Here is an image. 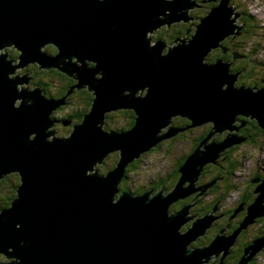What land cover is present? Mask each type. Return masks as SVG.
I'll return each mask as SVG.
<instances>
[{
    "label": "water",
    "instance_id": "1",
    "mask_svg": "<svg viewBox=\"0 0 264 264\" xmlns=\"http://www.w3.org/2000/svg\"><path fill=\"white\" fill-rule=\"evenodd\" d=\"M230 3L221 0L187 42L165 53V42L153 43L148 34L188 22L198 0H0V49L10 45L19 51L18 66L58 69L77 80L73 88L94 95L71 134L58 136L53 113L66 97H47L42 87L20 91L28 73L10 77L18 66L0 53V178L16 171L21 180L11 207L0 209V264L208 263L228 256L241 230L264 216V176L245 180L256 197L241 227L207 246L189 245L211 228L212 217H192L183 230L190 207L171 211L180 199L199 196L195 183L204 166L242 141L208 143L214 133L233 131L240 116L264 128V87H237L240 73L226 61L207 62L212 49L243 28ZM48 44L55 55L39 50ZM117 110L135 113L129 130L106 128L107 112ZM180 117L188 127L173 125ZM205 123L212 131L187 155L172 192H121L129 164L166 139L165 128L170 134ZM114 151L116 166L101 174L97 165ZM263 248L264 237L255 239L238 264Z\"/></svg>",
    "mask_w": 264,
    "mask_h": 264
},
{
    "label": "trees",
    "instance_id": "2",
    "mask_svg": "<svg viewBox=\"0 0 264 264\" xmlns=\"http://www.w3.org/2000/svg\"><path fill=\"white\" fill-rule=\"evenodd\" d=\"M220 1L221 0H216V1H212V3H208L209 7H207V11L204 14L207 16V14H208L207 12L208 11L210 12L212 8L218 6ZM233 1L234 0H231V2H233ZM198 2H199L198 3L199 8H201L200 5L202 6L203 4H205L204 0H198ZM245 19H247V21L248 20L251 21L250 17H247ZM181 25H183V24H181V23L177 24V26H181ZM183 27H184V29L182 32L187 31L188 26L183 25ZM166 31H168L167 26L163 27V30L160 31V35L158 34L156 36L162 37L165 42L166 41L168 42ZM180 31L181 30H179V28H178L175 30V33L180 32ZM242 31L243 30H241L240 33L238 32L237 34L235 33V34L231 35L228 39H226L223 42L224 47L228 51L227 54L225 55V57L227 59H229L230 65L232 63V67L240 68L243 71V74H244L243 78L244 79L240 80L239 82L240 83L245 82L249 86L254 88V86L257 84V82L259 80L257 78L258 76L256 75V73H258V72L256 71V68L254 67V65L257 66V64L252 62L251 58L253 56H251V54H253L254 52H257V51L254 48L255 46L252 47L254 44H252V46H250V45L248 46L247 44H245L243 42L245 40V38H247V37H246V34H245V36L242 35ZM50 50H51V52L55 53L56 49L52 48ZM168 51H169V48H167L164 52L167 53ZM236 56H238L237 59H236ZM259 62H262V60L259 59ZM36 73L38 74L37 75L38 78L41 80V81L39 80L40 84L43 85L42 87L44 88L45 94L47 97H62V96L70 95L68 98H66V100H67L66 105L71 104L70 100L71 101L77 100L76 99L77 97L75 98V96H77L79 94H77L76 89L73 88L74 87L73 86L74 81L70 77H68L67 74L61 72L58 69H50V70H48V69H37ZM263 87H264V83H262V85L256 89H261ZM72 88H73V90L71 91ZM93 96L94 95H92L91 93H89L87 91L85 92V94L80 95L79 96L80 103L79 104L74 103L75 106L72 107V110L68 114H66L65 116L63 115L62 124L64 125V121H69V120H73L74 122H76L78 120V122H81L83 117L91 109L92 102L94 99ZM66 105H63L62 107H60V109L58 108L53 113L55 115V117L53 116V118L55 120L59 121V114L62 115L61 108H63ZM80 115L82 116L81 119H79ZM135 118H136L135 113L132 110H117V111L111 112L107 115L106 128L108 130H111V131L129 130L135 124ZM239 120H241L242 122H246V124L242 127L243 128L242 130L251 129V131H248V133L245 134V136H251V137L247 138L243 144H246L248 146H255L261 142L260 139H264V128L260 127L259 124L257 123V121L252 120L250 118L243 117V116H240ZM175 122H178V124L180 125L181 128H186V126L189 124L190 120L187 121L186 119L180 118V119H175ZM60 126L62 127V125H60ZM212 128H213V125L210 123V125L208 126V129H206L202 133V135L199 136L198 142L194 146V149L197 147L199 141L205 139V137L212 131ZM72 129H73V127L69 126V125L63 126V131L64 130L71 131ZM187 130L188 129H185L184 131H187ZM212 138H214V137H212ZM218 141H220V138ZM159 146H160V144L158 146L154 147L151 151L158 148ZM235 148L238 149V147H235ZM233 152H234L233 148L228 149L225 151V153L220 158H218L216 160V163H209L207 166H205V171L203 172V176H202L203 183L204 182H208V183L213 182V185L208 189L209 191L207 190V192L205 193V195L208 194V196H209L208 200H203V198H202L203 196H200V195H199L200 197L194 198L193 202L199 203V206H196V208H198V213H196V211H193L194 215L195 214L204 215L205 212L207 213L209 210L214 209L215 205H218L219 212L222 209L224 212H226V213L228 212L229 215L235 213L234 206L231 207L230 204H228V202L226 201V199L224 197L226 192L230 191L232 188L237 186L234 184V179H239L236 176V174H238L237 171L241 168V164H240L238 159L233 157ZM142 157H143V155L140 158L135 159L127 167L126 179H124V181H122V184L120 185L121 192H128V193L133 192L132 188L129 186V184L126 183L128 181L127 178L130 176L131 173L137 171L138 167L140 166V163L142 162ZM186 157L187 156H185V158L180 159V162L178 164L177 169L180 167V165L182 163L185 162ZM108 159H105L104 168L106 170L104 172L110 170L109 168H106L107 164H108V161H107ZM117 159H119V155L116 156L115 160L112 163H109L108 166L110 168L116 166V163L118 161ZM259 174H260V177H263V176H261V175H263L262 173H259ZM179 175H180L179 172H177V174L172 178L173 179L172 186H174V184L177 182ZM18 178L19 177H17V174H11V175L7 176L6 178L0 180V193H1V191H2V193L6 192V194L0 198V209L8 208L11 206L12 200L17 195V189L16 188L19 185V182H17ZM157 181H159V180H156L155 183H157ZM150 184H152V182H150ZM162 185L163 184H160L158 187H155V190L159 189ZM151 186H153V185H151ZM144 188L145 187L140 186V187L136 188V191L137 190L142 191ZM254 190H255V188H254ZM252 191H253V188H250L242 196V198H244V197L247 198V201L249 203L254 202L255 197H256V195L254 194V191L253 192ZM220 200H222L221 201L222 203L220 202ZM184 202H186V201H184ZM239 202H240V200H239ZM181 204H183V203L182 202L177 203V207H180ZM173 210L174 209L171 208V211H173ZM236 216L239 218V220H242L246 216V214L243 213L242 211H240L236 214ZM257 222H260L263 224V228L259 229L261 231V233H257V232L254 233L250 227L245 229L244 230V232H246V233H244L245 235L241 233L242 235L237 238V241H236L237 244L234 246V249L236 251H234L233 248L231 249L232 251L236 252V254L233 257L230 255L228 259H232V260H234V262H231V263L228 262L227 264H238L240 262V260L242 259L243 255L246 251V248L248 247V245L251 244V240L257 239L260 236H264V216L256 219L255 223H257ZM230 223H232V222H230ZM189 227H190V224L187 225V228H189ZM235 229H236V227L232 223L231 227H230V231L231 230L234 231ZM230 231H228V232L230 233ZM257 234H259V236H257ZM202 237H203V239L206 238V236H202ZM212 238H213V236L209 240H211ZM201 242H203V241H201ZM210 243L211 242L209 241L208 243H206V244L203 243V244H205L207 246ZM262 250L264 251V248ZM1 258L3 259L2 255L0 256V261H2ZM255 259H256V257H254L247 264H255Z\"/></svg>",
    "mask_w": 264,
    "mask_h": 264
},
{
    "label": "rangeland",
    "instance_id": "3",
    "mask_svg": "<svg viewBox=\"0 0 264 264\" xmlns=\"http://www.w3.org/2000/svg\"><path fill=\"white\" fill-rule=\"evenodd\" d=\"M230 4L233 7L232 11L234 13H237L240 15L238 17L237 21L235 22V24L240 25V26L244 25L242 30H244L245 26H247V27L249 26L250 34H248L246 36L247 38H245V40L243 42L245 44H247L248 46L249 45L252 46V44H254L252 47L255 46L254 48L256 49L257 52H254L253 54H251V56H253L252 62L257 64V66L254 65V67L256 68V71L262 72L263 70L261 71V69H263V68L261 67L260 64L261 63L264 64V0H234ZM206 11H207V8L196 7L194 9H191L189 14H190L191 18L193 17V19H190L188 22H185V25H187L188 28L192 27L191 30L192 29L194 30L196 27V24H198L197 19L201 18L200 16L205 15L204 13ZM247 17H250L251 21L250 20L247 21V19H245ZM232 18L234 20V16H232ZM177 24H179V23H176V27H174L172 29L176 30L179 28V30L183 31L184 27L180 28V27H182V25L177 26ZM173 25H175V24H173ZM172 26H170V27H172ZM163 27H165V26L159 27L155 33L148 34V36L150 37L152 35L155 36V35L160 34V31L163 30ZM183 35L186 37L187 32H184ZM244 36H245V34H244ZM52 48H54L53 45L48 44L47 46L41 47L39 50L41 52L45 53V52H51L50 49H52ZM216 48H218V47H216ZM212 50H214V49H212ZM15 51H16V48H11L10 45H7L6 47L0 49L1 54L3 52L9 53L11 59L14 61V65L18 66L17 65V54H16L17 51L16 52ZM259 59H261L262 62H259ZM33 65L34 64H27V66H18L16 68V73L13 72V73L9 74V76L13 77V78H17L18 75L24 78V76L28 73L29 78H30L29 82L25 81L22 83H18V88L20 91L23 89H27V88L32 87L33 79L35 78L33 76V72H32ZM35 65L40 67V64H35ZM240 76H241V74L239 75V77ZM242 79H244V78H242ZM239 80H240V78H239ZM238 82L239 81H236V83H238ZM83 89H86V88H83ZM76 93L80 94L79 91ZM141 93H142V91H139V95H141ZM69 96L70 95H67L65 97L68 98ZM78 96L79 95L75 96V98L77 97L76 98L77 100H74L75 102L70 100L71 104H68V105L64 106L63 108H61L62 116L63 115L65 116L66 114H68L72 110V107L75 106V104L80 103V99L78 98ZM17 103H20V99L17 100ZM107 113H110V112H107ZM53 116L55 117L54 114H53ZM174 121H175V119H171V122L174 123ZM207 124L208 123L202 124L201 127H199V128L189 127L187 129L192 130V131H182L180 134L177 133L175 136H173L171 138L163 139L160 142V146L158 148L154 149L153 151L144 152L143 157H142V162L140 163V166L138 167L137 171L136 172L132 171L133 173H131L130 176L127 178L128 181L126 180L127 181L126 183L129 184V186L132 188V191L134 192L136 190V188H138L140 186L145 187L143 190H149L151 188L150 186L154 185L156 180L161 181V183L164 182L163 187L171 185V187L173 189V187L176 184L174 186H172L173 179L170 176V174H172V173L174 174V172L176 171V169L178 167V164H179L181 158H183L184 156H187L189 153L191 154L196 148H198V146L202 140L199 141L197 147L194 149V145L196 143V141L194 139L198 138L199 136L202 135V133L204 132L202 127L203 126L205 127ZM170 126H172V123L170 124ZM239 130H235V132L233 130L232 133H234V135H236V136L242 137L243 134H241L239 132ZM163 131H165V134L167 132H169V130L167 128H165ZM56 134L58 136L66 137V136H69L71 134V131H57ZM229 134L230 133H227V136ZM182 136H185V137H182ZM174 137H175V139L173 141H171V139H173ZM213 137L214 138L210 139V143H213L216 139L220 138V136H217V134H215ZM260 141L261 142L255 146H248V145H246V144L244 145L242 143V145H239L238 149H236V148L233 149V151H234L233 157H235L236 159L239 160V162L241 164V168L237 171L238 174H236V176L239 179H234V184L237 186L232 188L230 191L226 192L224 195L226 201L228 202V204H230L231 207L238 204L239 199L242 198L244 193L251 188V185L249 184V182H245V180L252 179L254 177V173H256V172H260V173L264 174V139H260ZM201 150H205V147L202 146ZM217 151H218V149H216L212 155L217 153ZM116 156H117V151L109 153V155H108L109 159L106 158V159H108L107 160L108 164H107L106 168L110 169V167L108 165H109V163H112L115 160ZM104 165H105V163L103 165H100V164L97 165L98 169L100 170V173H104V171L106 170L104 168ZM17 177L20 178V176L18 174H17ZM19 178H18L17 182L20 183ZM199 179H200V177H199ZM150 182H152V184H150ZM209 184H210V182H209ZM209 184H205V185H209ZM161 189H162V187H161ZM135 192H138V191H135ZM5 194H6V192L2 193V191H1L0 198L2 196H4ZM200 196H203L202 198L205 200L209 199L208 194L207 195L204 194V195H200ZM221 201L222 200H220V202ZM189 204L191 205L192 203H189ZM172 208L174 209L173 211L180 210V208L177 207V203H173ZM190 209H191V213L188 212L187 214H185V220L186 221L183 224V230H187L186 225H189L192 222V216L194 215L193 211L196 209L198 210V208H196L195 205H193V204L190 207ZM217 210L212 209V210H209L207 213L205 212V214H209V215L211 214L212 216L222 215V213H223L222 209L220 212H219V208ZM200 216H202V215L198 214L197 217H200ZM237 218L238 217L235 216L234 214H232V216L229 220H226L225 218H220L221 219L220 221L223 223L222 224L223 228L219 231L218 234H220L221 231L223 230V234L228 235L227 231L229 230L228 229L229 228V222L230 221L236 222ZM190 220H191V222H190ZM215 222H216V220H215ZM218 222H219V220H218ZM240 227H241V225H239L238 228H240ZM261 228H263V224H259V223L258 224L255 223L254 225L251 226V229L253 230L254 233H256ZM261 237H264V236H261ZM201 238H202V241L204 243H206L208 238L204 241L203 237L199 235L197 238H195V240L193 242L190 243L189 246H192V247L200 246L199 240ZM254 240H253V242H254ZM255 257H256L255 264H264V251L263 250H260L255 255ZM223 258H224L223 256H221V257H210L208 264L209 263L210 264L211 263L227 264L228 262L229 263L234 262V260L228 259L229 255L226 256L224 259ZM1 260L4 261V258L3 259L1 258ZM204 260H207V259H204ZM199 264H202V263L200 262Z\"/></svg>",
    "mask_w": 264,
    "mask_h": 264
},
{
    "label": "flooded vegetation",
    "instance_id": "4",
    "mask_svg": "<svg viewBox=\"0 0 264 264\" xmlns=\"http://www.w3.org/2000/svg\"><path fill=\"white\" fill-rule=\"evenodd\" d=\"M205 2V4H203L202 6L200 5V7L201 8H207V7H209V5H208V3H212V1H215V0H204ZM207 13H209V11L207 12ZM204 16H206V15H203V16H201V17H204ZM245 23V22H244ZM181 24H183L184 26H185V22H181ZM183 25H182V27H180V28H183ZM187 26V25H186ZM174 27H176V24L175 25H173L172 27H169V26H167V28H168V31H166V33H167V38H168V42L166 41H164L163 40V38L162 37H158V36H154L153 35V37H152V40H153V43L156 41V40H158V39H162L164 42H165V44H166V49L167 48H170V47H174V46H176L177 44H179V43H181V42H179V43H177V44H175V41H176V39H178L179 37H181V38H184L185 36L183 35V33L184 32H182V31H180V32H176L175 33V30L174 29H172V28H174ZM191 28L192 27H190V28H187V31H185V32H187V36L185 37V38H189V36H191L193 33H192V31H191ZM250 32V29H249V26L247 27V26H245V28H244V30H243V32H242V35H244V34H246V36L248 35V34H250L249 33ZM191 34V35H190ZM160 35V34H159ZM174 36V37H173ZM229 38V37H228ZM224 42V41H223ZM222 45H223V47H224V44L222 43ZM221 45V46H222ZM221 46H219L218 48H216V49H214V50H212L211 51V53L209 54V56H208V58H207V61L209 62V63H215L218 59L219 60H224V61H226V62H230L229 61V59H227L226 57H225V55L227 54V50H226V48H224L223 49V47H221ZM55 49V48H54ZM14 51V50H13ZM12 51V52H13ZM17 51V50H16ZM15 51V52H16ZM18 52V51H17ZM19 53V52H18ZM49 53H52V54H56L57 52H56V50H55V53L54 52H49ZM14 54V53H13ZM17 54V53H16ZM15 55V54H14ZM9 57H10V55H9ZM237 57L238 56H236V59H237ZM11 58V57H10ZM251 60H252V58H251ZM261 65V67L263 68V69H261V71L262 72H260V71H258V73H256V75L258 76L257 78H258V82H257V84L254 86V88L256 89V88H259V86H261L262 85V83H264V64H260ZM37 69H41L39 66H36L35 64L33 65V70H32V72H33V76L35 77L34 79H33V84H32V87H30V88H36V87H42L43 85L42 84H40V79L38 78V74L36 73V71H37ZM230 69H231V71L232 72H238V73H240L241 74V76L239 77L240 78V80H242V78L244 77V74H243V71L240 69V68H237V67H232V63H231V65H230ZM260 72V73H259ZM68 77H70V76H68ZM73 81H74V85H75V83H77V80L75 79V78H73V77H70ZM40 80V81H39ZM240 80H238V81H240ZM242 84H244L245 86H247V87H251V86H249L247 83H245V82H238L237 83V85L239 86V85H242ZM73 85V86H74ZM43 88V87H42ZM76 89V92H78L79 91V96L80 95H82V94H85V92L87 91V92H89V93H91L92 95H93V93L92 92H90L88 89H83V88H81V89H77V88H75ZM79 96H78V98H79ZM62 97H64V96H62ZM62 97H54V98H62ZM94 97V96H93ZM66 103H67V100H66ZM66 105V104H65ZM60 109V108H59ZM82 118V116L80 115V117H79V119H81ZM181 118V117H180ZM180 118H178V119H180ZM63 119V116L61 115V114H59V121H58V125H57V127H56V129H57V131H63V124H62V120ZM181 119H186L187 121H188V119L187 118H181ZM70 122H71V125H69V126H72L73 124H75V123H79L78 122V120L76 121V122H74L73 120H69ZM241 121V120H240ZM243 123H245L246 124V122H242V124L241 123H237V126H239V132L241 133V134H243L242 135V137L246 140L247 138H250L251 136H245V134L246 133H248V131H251V129H246V130H242L243 128V126H241V125H243ZM189 124H190V122H189ZM60 125H62V127L60 126ZM173 125L175 126V127H179V128H181L180 127V125L178 124V122H175L174 121V123H173ZM210 124H207L205 127L203 126L202 128H203V131H205L206 129H208V126H209ZM186 127H188V125L186 126ZM199 127H201V126H197V127H195V128H199ZM193 128V127H192ZM64 131H67V130H64ZM187 131H192V130H187ZM182 131H180V132H178V134H180ZM235 132V131H234ZM228 133V132H227ZM227 133L226 132H224V133H221V134H217V136H220V141H222L225 137H226V135H227ZM181 136V135H180ZM182 137H185V136H182ZM188 137V136H187ZM216 137V136H215ZM175 139V137L173 138V139H171V141H173ZM198 139H199V137L198 138H195L194 140L196 141V143L198 142ZM187 140V139H186ZM216 140H219V139H216ZM245 142V141H244ZM244 142H242V143H244ZM171 143V142H170ZM196 143H195V145H196ZM242 143L241 144H239V145H242ZM172 144V143H171ZM194 145V146H195ZM239 145H235V146H233L232 148L234 149L235 147H239ZM245 145V144H244ZM231 149V148H230ZM183 158H185V156L183 157ZM183 164V163H182ZM181 164V165H182ZM180 165V166H181ZM207 166V165H206ZM180 168V167H179ZM179 168L178 169H176V171L174 172V174L172 173V174H170V176L173 178L176 174H177V172H179ZM205 171V167H204V169H203V172ZM203 172H202V174H201V177H200V179L198 180V182H197V185L198 186H201V185H204V184H209L208 182H204L203 183V180H202V176H203ZM260 172H256V173H254V177L253 178H257V177H259L260 178V174H259ZM261 176H264V174L263 175H261ZM179 177H180V175H179ZM179 179V178H178ZM164 182H162L161 183V181H157V183H155L153 186H151V188L150 189H154L155 190V187H158L160 184H163ZM173 183V182H172ZM177 183V182H176ZM175 183V184H176ZM210 183H212V182H210ZM174 184V185H175ZM249 184L251 185V182H249ZM164 186V184L161 186V187H163ZM160 187V188H161ZM160 188L159 189H157V190H155V191H158V190H160ZM165 188V190L167 189L168 191H170V190H172V187H171V185L170 186H166V187H164ZM251 188H253V191H254V186H252L251 185ZM209 191V190H208ZM252 191V192H253ZM197 197H200V196H194V195H192V196H190V197H188L187 199H185V200H181V201H179V202H177V203H183V204H181V206H183V205H187V204H189V203H192L193 205H195V207L196 206H199V203H195V202H193V200H194V198H197ZM205 197V196H204ZM192 198V199H191ZM203 200H205V199H203ZM240 200V202L238 203V204H236V205H234L235 207V211H237V213L238 212H240V211H242L243 213H245L246 214V212H247V207L251 204V203H249L248 201H247V198H240L239 199ZM184 201H186V202H184ZM241 205H243V209L242 210H240V207H241ZM180 206V207H181ZM179 208V207H178ZM193 211V210H192ZM194 211H196V213H198V210L196 209V210H194ZM245 211V212H244ZM222 215H219L220 217L218 218V220H219V222L221 223H219L218 222V220H216V222H214V224L211 226V228H209V230H207V232H206V234L204 235V236H206V238H204V241L207 239V241H206V243L208 242V241H212L213 239H214V237L219 233V231L223 228V223L220 221L221 219L220 218H225L226 220H229L230 218H231V216H232V214H230L229 215V213L227 212H224L223 210H222ZM236 216V215H235ZM244 219V218H243ZM243 219L242 220H239V218H237V221L235 222H233L232 221V223H233V225L236 227V229L239 227V225L241 224V222L243 221ZM231 222V221H230ZM229 222V230L228 231H230V227H231V224L232 223H230ZM262 224V223H260V222H257L256 224ZM252 225H254V224H252ZM251 225V226H252ZM251 226H250V228H251ZM235 229V230H236ZM227 231V234H230V233H232V232H234L233 230H231L230 231V233ZM242 234H244V233H246V232H244V230L241 232ZM240 233V235H239V237L242 235ZM257 233H261V231L260 230H258L257 231ZM245 235V234H244ZM213 236V238L211 239V240H209L211 237ZM257 236H259V234H257ZM261 237V236H260ZM253 240L254 239H252L251 240V243L253 242ZM202 241V238L199 240V242H201ZM203 243L204 242H201L200 243V245H203ZM237 244V243H236ZM233 250L234 251H236L235 249H234V247H233ZM234 251H232L231 250V253L229 254V256L231 255L232 257L236 254V252H234Z\"/></svg>",
    "mask_w": 264,
    "mask_h": 264
},
{
    "label": "bare ground",
    "instance_id": "5",
    "mask_svg": "<svg viewBox=\"0 0 264 264\" xmlns=\"http://www.w3.org/2000/svg\"><path fill=\"white\" fill-rule=\"evenodd\" d=\"M199 3V2H198ZM219 3V2H218ZM219 5V4H218ZM205 17V16H204ZM203 17H201V18H198L197 20H198V24H196V27L200 24V20L202 19ZM190 19H193V17L192 18H190ZM173 24H171L170 26H172ZM169 26V27H170ZM244 26V25H243ZM195 27V29L193 30H191L192 31V33H194L195 31H196V28ZM243 29V28H242ZM154 32H156V31H154ZM191 35V34H190ZM233 35V34H232ZM192 36V35H191ZM191 36H189V38L191 37ZM231 36V35H230ZM229 36V37H230ZM151 37V36H150ZM189 38H181V37H179L178 39H176V41H175V44H177L178 42H183V41H185V42H187L188 40H189ZM227 39V38H226ZM225 39V40H226ZM225 40H223V41H225ZM223 41L221 42V45H222V43H223ZM222 47H223V45H222ZM225 47H223V49H224ZM208 58V57H207ZM205 62H206V60H205ZM208 62V61H207ZM85 63H87V62H85ZM226 63H228V62H226ZM229 65H230V63H228ZM230 72L231 73H233L232 71H231V69H230ZM240 75V74H239ZM26 76V75H25ZM239 80V78L237 79V81ZM236 86L237 87H241V86H245L244 84H242V85H237V83H236ZM245 87H247V86H245ZM247 88H252V87H247ZM255 89V88H254ZM197 126H201V125H196V126H192V127H197ZM234 131L235 130H239V126H237V125H235V127H234V129H233ZM178 132H180V131H171V133L170 134H167L166 133V139H168V138H171V137H173V136H175ZM226 132H228V133H230L228 136L226 135V137L223 139V141L224 140H226L227 138H229L230 136H236V135H234V133H232L233 131H226ZM221 133H224V132H218V133H214V135L215 134H221ZM162 134H165V131H163L162 132ZM210 134V133H209ZM208 134V135H209ZM69 135V134H68ZM208 135H207V137H208ZM213 135V136H214ZM213 136H211V138L213 137ZM206 137V138H207ZM237 138H240V139H242V141L240 142V143H234V144H232V145H230L229 147H228V149H230V148H232L233 146H235V145H239V144H241L242 142H244L245 141V139L243 138V137H241V136H236ZM210 138V139H211ZM210 139H209V141H208V143H210ZM204 140V139H203ZM237 140V139H236ZM231 142H232V140H230ZM234 141V140H233ZM221 142V141H220ZM199 147V146H198ZM206 148V147H205ZM201 149H202V146H201ZM228 149H225L224 151H222L221 153H220V156H219V158L225 153V151L226 150H228ZM195 151V150H194ZM193 151V152H194ZM192 152V153H193ZM107 158H108V156H107ZM105 163V161L102 163V164H100V165H103ZM185 163V162H184ZM183 163V164H184ZM182 164V165H183ZM209 163H207L206 165H208ZM182 165L180 166V168L182 167ZM205 165V166H206ZM204 166V167H205ZM112 168H114V167H112ZM112 168H110V169H112ZM180 168H179V170H180ZM204 169V168H203ZM93 172H94V170H93ZM203 172V171H202ZM11 174H17V172L15 171V172H9V173H7V174H5V177H3V178H0V180H2V179H4V178H6L7 176H9V175H11ZM19 174V173H18ZM101 174H105V172L104 173H101ZM179 174H180V177H179V179H178V181L180 180V178H181V173L179 172ZM202 174V173H201ZM20 179V178H19ZM124 179H126V174H125V176H124ZM124 179H123V181H124ZM178 181H177V183H178ZM20 182H21V180H20ZM197 182H198V180H197ZM197 182L195 183V187H196V189H199V195H204L205 194V192L207 191V189L208 188H210L212 185H213V182L212 183H210L211 184V186L209 185V186H207V185H201V186H198L197 185ZM177 183H176V185H177ZM20 184V183H19ZM175 185V186H176ZM162 189H163V191H166V193H168V192H172L173 191V189L172 190H170V191H168L167 189L165 190V188L164 187H162ZM160 190H161V188H160ZM160 190H158V191H155L154 189H149V191H152V195L151 196H155L156 194H157V192H159ZM135 192V191H134ZM17 196V195H16ZM15 196V197H16ZM188 198V197H187ZM187 198H185V199H187ZM185 199H180L179 201H181V200H185ZM13 201V200H12ZM178 201V202H179ZM177 203V202H176ZM11 204H12V202H11ZM183 206H185V207H191L192 206V204L190 205V204H187V205H183ZM183 206H181V207H179V208H182ZM11 207V206H10ZM171 208H172V206H171ZM214 208L217 210L218 209V205H215L214 206ZM188 212H190L191 213V209L189 208V211ZM216 212V211H215ZM206 215H209V214H205V215H202V216H206ZM198 216V214H195V215H193L192 217L194 218V217H197ZM209 217L211 218L212 217V219L211 220H213V223H212V225L214 224V222H215V220H217L220 216H212L211 214L209 215ZM193 220V219H192ZM190 222H191V220H190ZM192 223V222H191ZM190 223V224H191ZM237 229H239V228H237ZM244 229H242L241 230V232L243 231ZM207 232V231H206ZM206 232L204 233V235L206 234ZM219 235V234H218ZM220 235H222V236H226V234H223V230L221 231V233H220ZM217 237V235L214 237V239ZM213 239V240H214ZM212 240V241H213ZM0 255H2L3 256V258H4V255H3V253H1ZM4 261H5V258H4ZM202 264H208V263H206V262H203ZM210 264V263H209ZM211 264H214V263H211Z\"/></svg>",
    "mask_w": 264,
    "mask_h": 264
}]
</instances>
